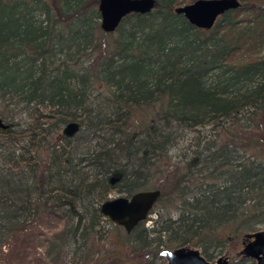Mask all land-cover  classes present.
<instances>
[{"label": "trees", "instance_id": "16d2710c", "mask_svg": "<svg viewBox=\"0 0 264 264\" xmlns=\"http://www.w3.org/2000/svg\"><path fill=\"white\" fill-rule=\"evenodd\" d=\"M239 1L209 30L156 0L106 33L98 0H0V101L27 116L1 113L0 254L42 214L75 254L93 240L102 259L148 264L179 246L210 261L264 229V0ZM144 189L161 191L157 227L101 215L109 194Z\"/></svg>", "mask_w": 264, "mask_h": 264}, {"label": "water", "instance_id": "95a60500", "mask_svg": "<svg viewBox=\"0 0 264 264\" xmlns=\"http://www.w3.org/2000/svg\"><path fill=\"white\" fill-rule=\"evenodd\" d=\"M156 0H98L100 28L106 32H114L123 18L130 13L146 14L154 9ZM241 5L239 0H194L174 8L176 14H181L194 27L202 30L211 29L218 18ZM0 119V128H6ZM80 124L71 121L65 124L62 134L74 136ZM159 189L139 190L129 197L114 196L104 200L99 211L104 219L121 226L130 233L139 223L146 221L160 197ZM236 257L253 259L255 264H264V229L246 233L243 236L242 247ZM162 257L165 264H230L229 256H219L214 262L207 260L200 249L191 246H179L164 249Z\"/></svg>", "mask_w": 264, "mask_h": 264}, {"label": "rangeland", "instance_id": "374dc122", "mask_svg": "<svg viewBox=\"0 0 264 264\" xmlns=\"http://www.w3.org/2000/svg\"><path fill=\"white\" fill-rule=\"evenodd\" d=\"M190 3V2H188ZM187 4L183 0L181 5ZM259 55L264 56V45L259 48ZM9 112L10 117L14 121L23 123L27 118L26 114L20 108L8 107L5 110L4 104L0 101V119L6 121L1 116L2 112ZM7 122V121H6ZM61 127L59 132L55 134V139L62 135ZM117 196V193L109 194V197ZM156 219L155 213L150 214L146 219L145 226L150 228L154 225ZM65 222L53 215L42 214L38 219L27 222L26 232L28 237L19 240L18 245L14 250H10V246L5 245L3 253L0 254V264H148L146 261H129V260H114L112 258L102 259V253L96 246L93 240L89 241L87 249L78 255L74 253V248L62 246V235ZM60 240V241H59ZM242 245L238 242L231 246L230 250L224 251L221 254H213L210 260L214 262L219 256H229L231 262H234L235 254L241 249ZM154 264H165L164 258H156Z\"/></svg>", "mask_w": 264, "mask_h": 264}]
</instances>
